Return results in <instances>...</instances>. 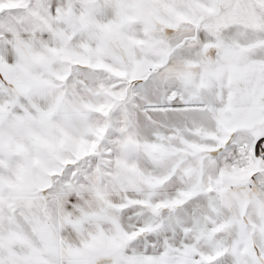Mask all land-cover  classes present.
<instances>
[{"label":"snow or ice","instance_id":"snow-or-ice-1","mask_svg":"<svg viewBox=\"0 0 264 264\" xmlns=\"http://www.w3.org/2000/svg\"><path fill=\"white\" fill-rule=\"evenodd\" d=\"M0 264H264V0H0Z\"/></svg>","mask_w":264,"mask_h":264}]
</instances>
